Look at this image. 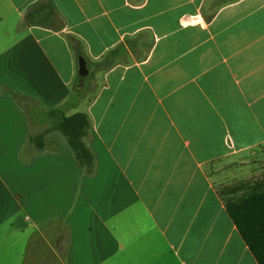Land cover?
I'll return each instance as SVG.
<instances>
[{
	"label": "crops",
	"instance_id": "crops-1",
	"mask_svg": "<svg viewBox=\"0 0 264 264\" xmlns=\"http://www.w3.org/2000/svg\"><path fill=\"white\" fill-rule=\"evenodd\" d=\"M3 159L0 264H259L212 169L264 162V0H0Z\"/></svg>",
	"mask_w": 264,
	"mask_h": 264
},
{
	"label": "trees",
	"instance_id": "trees-1",
	"mask_svg": "<svg viewBox=\"0 0 264 264\" xmlns=\"http://www.w3.org/2000/svg\"><path fill=\"white\" fill-rule=\"evenodd\" d=\"M89 128L90 120L83 112L72 115L63 113L51 128L66 136L76 159L83 166L93 163V154L84 141ZM47 131L31 137L38 148L43 147L42 141ZM219 193L258 263L264 264V176L226 185Z\"/></svg>",
	"mask_w": 264,
	"mask_h": 264
},
{
	"label": "rangeland",
	"instance_id": "rangeland-1",
	"mask_svg": "<svg viewBox=\"0 0 264 264\" xmlns=\"http://www.w3.org/2000/svg\"><path fill=\"white\" fill-rule=\"evenodd\" d=\"M67 148L70 150L72 154H75L69 143L67 142ZM33 150L32 146H27L23 148L24 154H31ZM3 162H0V172L3 173L4 179L9 180V174L15 169L17 165H19L16 162H13L10 159H3L1 160ZM220 166H224L223 164H219L215 169H212L213 171V177L216 179V183L218 184V187L223 188L226 185H230L234 183V181L237 178L242 177H249L253 175H259L260 177L264 176V162H248L245 165H242L240 167L235 166H229L224 167L222 169H219ZM230 167V168H229ZM12 170V171H11Z\"/></svg>",
	"mask_w": 264,
	"mask_h": 264
}]
</instances>
